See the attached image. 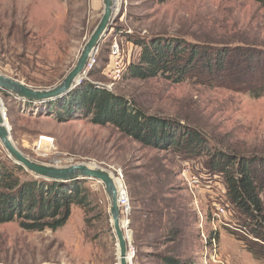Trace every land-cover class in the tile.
Masks as SVG:
<instances>
[{
    "label": "rangeland",
    "instance_id": "rangeland-1",
    "mask_svg": "<svg viewBox=\"0 0 264 264\" xmlns=\"http://www.w3.org/2000/svg\"><path fill=\"white\" fill-rule=\"evenodd\" d=\"M103 10V0H0V73L37 88L58 84L75 66ZM116 13L88 78L92 83L149 114L198 129L210 149L264 156V95L222 85L218 77L205 80V75L179 83L161 76L123 75L112 81L106 75L116 41L129 63L140 56L136 38L178 37L264 50V7L258 1L123 0ZM0 96L13 141L25 155L62 166L94 163L115 178L123 173L132 206L129 216L122 213L123 220L129 219L132 264H168L165 256L188 264H264L246 249L241 238L252 237L251 226L242 227L243 216L229 201L223 176L208 167V155L186 157L145 146L111 124H94L79 115L61 121L41 103L31 106L13 95ZM8 158L0 141V160ZM187 164L201 176L198 188L186 181ZM86 185L95 207L85 212L74 206L57 230L0 223V264H119L105 188L90 179ZM261 197L264 204V191ZM215 203L227 206V213L213 221Z\"/></svg>",
    "mask_w": 264,
    "mask_h": 264
},
{
    "label": "trees",
    "instance_id": "trees-1",
    "mask_svg": "<svg viewBox=\"0 0 264 264\" xmlns=\"http://www.w3.org/2000/svg\"><path fill=\"white\" fill-rule=\"evenodd\" d=\"M256 1L264 7V0ZM134 42L141 47L140 56L129 63L125 77L161 76L179 83L198 76L204 79L205 75V80L218 77L222 85H236L238 89L244 86L256 97L264 95V73L259 74L264 71V50L247 44L191 43L166 36L136 38ZM40 106L61 121L79 115L94 124H111L145 146L176 151L186 157L208 155V167L214 175L223 176L226 195L243 216L242 227L251 226L252 237L237 235L249 252L264 261V156L241 157L210 149L198 129L149 114L125 96L98 87L89 79L67 96ZM87 182L88 179L64 182L36 177L11 158L0 160V223L16 221L29 231L57 230L66 225L74 206L85 212L95 207ZM164 260L168 264H188L172 256Z\"/></svg>",
    "mask_w": 264,
    "mask_h": 264
},
{
    "label": "water",
    "instance_id": "water-1",
    "mask_svg": "<svg viewBox=\"0 0 264 264\" xmlns=\"http://www.w3.org/2000/svg\"><path fill=\"white\" fill-rule=\"evenodd\" d=\"M104 10L102 17L85 43L75 66L58 84L49 88L32 87L25 82L0 73V93L13 95L24 102L45 103L58 100L67 96L83 81L89 78L92 69L87 70V65L93 57L104 38L112 28L116 19V1L103 0ZM1 100V96H0ZM0 101V141L7 151L8 156L17 164L22 165L28 172L36 177L49 180L72 181L90 179L101 183L109 199V212L119 246V264H132L128 259L131 251L129 239L122 223V212L119 204L120 188L112 172L94 163L79 162L62 166L56 163L36 161L25 155L15 144L11 134V126L7 122V115Z\"/></svg>",
    "mask_w": 264,
    "mask_h": 264
},
{
    "label": "built area",
    "instance_id": "built-area-1",
    "mask_svg": "<svg viewBox=\"0 0 264 264\" xmlns=\"http://www.w3.org/2000/svg\"><path fill=\"white\" fill-rule=\"evenodd\" d=\"M116 1V0H115ZM123 4V0L121 2V5ZM117 5V4H116ZM120 5V6H121ZM120 6L117 7V11L119 12ZM116 11V12H117ZM99 53V50L97 53L90 58L88 65H87V70L93 69L95 65L97 64V55ZM110 56H111V62L109 64V67H107V72L106 75L112 80V81H117L120 80L124 73L127 70V67L129 65V61L127 62L126 56L124 53V49L122 45L116 41L112 44L111 46V51H110ZM190 165L187 164L183 168V174L186 178V181L188 182V185L191 189L198 188L201 183V176L199 177L196 173L193 172L192 168L189 167ZM119 181H120V195H119V204L121 207V212L125 213L129 216L130 211H131V199L128 191V187L123 179V173L119 172V176H116ZM223 204H226L228 206V203L221 202ZM216 204V210L215 212L213 211L212 214V220L214 221L216 218H219L218 216L223 217L226 215V208L227 206H221L220 203H215ZM129 220V219H128ZM213 241H215L214 238H212Z\"/></svg>",
    "mask_w": 264,
    "mask_h": 264
},
{
    "label": "bare ground",
    "instance_id": "bare-ground-1",
    "mask_svg": "<svg viewBox=\"0 0 264 264\" xmlns=\"http://www.w3.org/2000/svg\"><path fill=\"white\" fill-rule=\"evenodd\" d=\"M121 2H122V0H116V6L117 7H119L120 5H121ZM117 11V10H116ZM99 50V49H98ZM16 98V97H15ZM1 101V100H0ZM4 106V105H3ZM5 107V106H4ZM4 110H5V108H3ZM8 122V121H7ZM10 126V125H9ZM44 137H42V139H43ZM42 139H41V142H42ZM45 140H47L48 142H50V140L51 139H49V138H44ZM112 175H113V177L115 178V174L114 173H111ZM115 180H116V182H117V184L118 185H120V181H119V179L116 177L115 178ZM122 223H123V226H124V229L126 230V232H127V228H128V226H129V222H128V220H123L122 219ZM127 237H128V239L130 240V237L128 236V232H127ZM132 254H135V252H133V250H131L130 251V253H129V256H128V259L130 260V259H132Z\"/></svg>",
    "mask_w": 264,
    "mask_h": 264
}]
</instances>
